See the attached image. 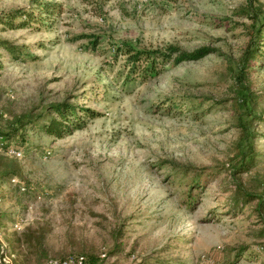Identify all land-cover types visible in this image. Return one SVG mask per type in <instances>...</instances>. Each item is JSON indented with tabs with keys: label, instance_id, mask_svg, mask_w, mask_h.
I'll return each instance as SVG.
<instances>
[{
	"label": "rangeland",
	"instance_id": "rangeland-1",
	"mask_svg": "<svg viewBox=\"0 0 264 264\" xmlns=\"http://www.w3.org/2000/svg\"><path fill=\"white\" fill-rule=\"evenodd\" d=\"M36 1L56 13L41 25L0 24V40L17 47L0 45V129L25 125L23 141L0 148V173L11 177L0 178V247L10 264L74 254L102 264H261L264 209L240 197L264 196V39L235 74L251 36L243 9L264 18V0H0V14H36ZM122 44L204 54L171 63L172 53L156 75L126 81L114 51ZM61 102L75 106L80 128L54 138L27 122L56 117L50 106ZM247 120L251 165L232 175L245 150L236 123ZM217 166L210 182L186 185Z\"/></svg>",
	"mask_w": 264,
	"mask_h": 264
},
{
	"label": "trees",
	"instance_id": "trees-1",
	"mask_svg": "<svg viewBox=\"0 0 264 264\" xmlns=\"http://www.w3.org/2000/svg\"><path fill=\"white\" fill-rule=\"evenodd\" d=\"M83 2H90V0H81ZM169 2H173L175 0H165ZM38 12L34 14L33 10H10L0 14V24L4 29H14V28H24L30 25L31 23H35L37 25L43 24V21L55 14L57 11V4H52L49 2L36 1ZM44 15V16H42ZM244 17H247L250 20L249 26V35L250 40L248 42L247 48L242 53L240 59L238 60L237 72L235 74L236 81L240 80L243 76V69L246 68L252 59H254L258 55V45L260 41L264 39V18H261L256 12L251 11V9H243ZM38 27V26H37ZM0 45L4 46L10 53L15 54L17 51V47L10 46L7 42L0 40ZM115 54H123L124 61L123 65L128 70V75L126 76V81H133L136 77L142 79L144 76H154L163 69L165 63L170 61V55L172 53H178L173 59L171 63H177L180 61H185L189 59H196L201 57L203 53V49H198L192 51L190 53L179 51L176 46H167L165 50L160 49H143V48H134L127 44L119 45L115 48ZM238 83V82H237ZM239 87L240 83H238ZM248 91H245V95H247ZM247 101V106L245 109V114H250L251 117H255L256 114H251L252 104L249 98H244ZM243 99V100H244ZM51 110L56 114V117L49 116V114L45 115V119L43 118L41 121L37 122L33 119L27 120V122H31L32 127H36L40 132L46 134L50 137L54 138H62L68 134H70L75 129H78L82 126V119L76 116L75 114V106L72 104H66L64 102L53 104L50 106ZM83 115L93 117L95 113L89 110H82ZM69 116H73V119H69ZM249 122L250 120L245 121L244 123L237 122L236 125L240 128V134L238 138V144L243 143L245 150L242 151L239 149L236 154L240 155L238 159V163L233 166L231 169L232 175L246 171L248 167L251 165L252 157H248V153L251 151V135L249 132ZM35 124V125H34ZM34 125V126H33ZM25 134V125L23 122H18L17 126H10L5 129H0V148H7L9 145V141L11 139H15L18 142L23 141V136ZM221 167H211V168H202L197 170L186 182L187 186L192 188H199L207 182H210L217 174L220 173ZM10 174L8 172L0 173V178L4 181H9L11 177H8ZM26 189L23 186V190ZM254 195L257 200V204L255 208L260 213H263L264 209V196L259 194H247L240 197V200L244 201L251 199ZM1 196V195H0ZM189 196V195H188ZM186 203H189V199L187 198ZM237 203V200L235 202ZM189 206V204H188ZM83 256L82 264H102L100 262V258L97 256H93L91 254H74L70 256ZM67 257V256H66ZM66 257H62L59 259H63ZM264 264V261L261 263Z\"/></svg>",
	"mask_w": 264,
	"mask_h": 264
},
{
	"label": "built area",
	"instance_id": "built-area-1",
	"mask_svg": "<svg viewBox=\"0 0 264 264\" xmlns=\"http://www.w3.org/2000/svg\"><path fill=\"white\" fill-rule=\"evenodd\" d=\"M10 152H12V156L17 157L20 156L19 150H13L9 149ZM14 181V180H13ZM21 190H23V187H20ZM20 225L19 221H15L12 224V228H18ZM9 254L5 253V250L3 247H0V264H10ZM83 262V256L78 255V256H67L66 258L63 259H48L46 261V264H82Z\"/></svg>",
	"mask_w": 264,
	"mask_h": 264
}]
</instances>
